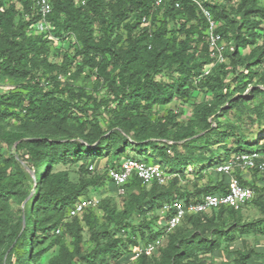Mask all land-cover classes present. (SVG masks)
<instances>
[{"label":"trees","instance_id":"16d2710c","mask_svg":"<svg viewBox=\"0 0 264 264\" xmlns=\"http://www.w3.org/2000/svg\"><path fill=\"white\" fill-rule=\"evenodd\" d=\"M155 1L86 0V4L81 6L75 0H52V12L49 17L52 30L48 33L49 36L46 33L28 36L25 39L26 45L17 43L11 33L0 40V73L15 83L21 82L11 91L0 93V121L11 118L25 123L27 127H47L51 121L68 124L77 120L73 111L82 113L86 111L88 103L94 104L91 97L83 91H76L68 85L62 86L55 80L49 82L50 78L41 82L42 79L38 74L39 66L34 61L35 56L47 53L51 48L56 54L63 56L70 52L74 53V57L82 56L81 65L83 66L91 65L97 56L99 61L94 64L95 74L103 79L108 95L118 106L119 111L116 115L120 111L127 112L118 117L112 132L103 131L97 122L92 124L90 131L80 133L78 136L46 134L33 137L23 132H0V145L4 146L8 153V157H2L1 162L16 165L15 176L7 174L6 167L0 170V264H34L39 257L54 248H58V254L50 264L85 262L88 264H117V258L120 256L119 248L126 250L127 242L136 246L135 242L117 238L105 246H98L94 255L82 254L79 251L81 239L79 231L71 230L69 232L74 237L72 251L64 244L62 236L54 234L43 249L33 253L32 248L43 242L47 238V232L52 231L54 227L46 225L45 212L48 209L56 211L61 216L66 209L70 210L73 207L88 187L98 182L106 183L113 192L118 190L106 178L105 170L117 166L126 158L159 164L163 169L168 166L170 170L166 173L181 178L188 175L190 166L203 165L212 168L218 182L214 183L211 190H202L192 196L187 194L185 200L179 198L183 203L189 204L198 202L204 195L226 193L228 178L217 174L215 168L232 155L251 151L264 153V141L257 146L249 147L244 136L235 133L238 127L222 122L218 116L214 120V128L207 124V118L214 112L212 107L202 110L203 131L200 133L190 131L184 138H181L186 140L184 146L148 141V137H142L145 128L134 129L135 123L131 121L132 112L138 111L141 102L147 105L167 103L175 88L179 90L182 86L191 84L194 78L201 74L202 67L212 62L204 41L206 22L195 5L189 0H178L180 8L175 9L168 0H164L159 7H155ZM202 1L217 23L216 32L221 34L227 43L234 46L233 52L225 53L226 62L214 66L211 70H214L215 74L208 77L210 81L208 80L207 85L215 90L217 99L221 98L225 102L227 95L223 90L228 89L230 84L237 91V95L227 102V110L222 111L221 114L233 110L241 117L254 115L260 121H264V84L261 86L264 78L260 76L257 83H251L252 78L258 75L257 68L264 64V34L261 32V25L264 24V7L258 5L259 2L264 3V0H227L238 2L232 14L215 0ZM20 7L29 16L24 26L29 27L30 30L33 29L38 16L26 0L18 4L0 0V28L8 31L14 27V18L17 14L15 10ZM129 13L134 15V20L126 23ZM143 18L148 19L149 27L141 29L138 37H133L134 29L140 25ZM171 21H175L176 31L183 34V41L178 42L179 47L174 51L171 50V47L175 45L174 39L166 37L174 30V28H169ZM120 26L125 29L131 43L130 48L125 52L118 51L114 47L120 39L118 33H115L116 40L112 41V43L115 42L113 45L109 44L105 38V35H112ZM243 29L244 32H242ZM95 30L101 32L97 39H93L92 36ZM102 39L103 42H101ZM258 41L261 42L260 45H257ZM199 42L206 61H196L190 64L186 51L189 50L191 44ZM248 45L253 46V51L250 56L242 58L239 49ZM174 62L177 64L176 70L180 74L179 77L171 85L157 82L153 77L154 74H159L164 69L169 70ZM240 63H246V73L237 71V65ZM137 65L139 68L135 70ZM108 67L112 68L111 72L106 71ZM115 70H118V73L112 76L111 73ZM81 72L79 67L76 75L80 76ZM249 102H254V104L245 108L244 103ZM226 140L231 141L230 146L225 144ZM131 142L135 146H132ZM215 144L219 145L212 150L210 145ZM130 146L137 155H125V151ZM203 147L206 148L207 154L196 155L195 150ZM147 148H152L153 155L157 157L156 161L151 160L150 162L145 157ZM167 148L172 151V156L167 155ZM178 148L184 149L185 152L181 153ZM2 151L0 147V153ZM111 152L113 159L110 164L104 168L103 172L96 171L95 161ZM129 152L131 151L128 150V154ZM123 154L125 156L120 158ZM20 161L34 168L35 191L27 209L21 207L29 195V190L24 188L26 178L19 166ZM69 162H81L80 173H85L88 179L82 177L83 179H80L78 184H74L69 181L66 171L52 173L53 166H63ZM91 165L94 167L93 171L88 170ZM252 176L255 178L256 172ZM239 179L243 184L250 185V182L243 176H239ZM159 187L161 186L155 183L148 187L144 186L136 179L124 186L122 193L128 194L129 199L120 215L134 214V219L138 220V227L126 223L119 229L121 233L124 235L126 232L133 233V235L138 233L141 238H144L149 225L152 226L147 215L155 211L157 216L160 213V216L165 217L161 212L162 207L172 201L175 192L170 189L160 191ZM252 187L255 195L263 194L264 200V184L261 180L255 178ZM9 201L18 206L19 213L15 220L10 219L14 213L9 212ZM261 204L259 206L263 207L264 202ZM87 210L82 214H86ZM242 211L243 209L221 208L211 213L186 215L182 222L186 221L195 229L201 230L193 234L184 231L170 234L169 245L159 260H147L142 256L135 264H194L190 258L199 252L213 253L220 250V240L224 238L226 241H232L234 231L241 236L250 234L264 236V219L244 225L235 223L239 220ZM223 215L233 220L231 227L221 223L220 227L212 226L209 233L203 231L202 226L205 223H211L213 218L222 219ZM85 221L91 235L98 237L99 234L96 231L98 223L95 215L87 213ZM107 221H113L112 215L107 218ZM235 224L236 227H234ZM260 224L261 227H259ZM155 236L152 235L151 239ZM256 247L253 252L248 253L234 250L237 256L235 264H246L247 261L253 259L262 263L264 244H257ZM15 253L16 258L13 263ZM128 254L127 251L126 255ZM228 255L230 254L226 253L225 258H228ZM124 260L128 258L121 259L120 262Z\"/></svg>","mask_w":264,"mask_h":264},{"label":"rangeland","instance_id":"374dc122","mask_svg":"<svg viewBox=\"0 0 264 264\" xmlns=\"http://www.w3.org/2000/svg\"><path fill=\"white\" fill-rule=\"evenodd\" d=\"M219 2L222 7L226 9V11L230 14L233 13L235 7L237 6V1H227V0H215ZM259 7H264L263 2H259ZM7 6V5H6ZM20 8L15 10L17 14H15L14 18V27L11 30L6 31L4 28H0V40L5 36L11 33L13 39H16L17 43H21L26 45V37L28 36H36V33L33 29L30 30L29 27L24 26L29 20V16L27 13ZM160 18V17H159ZM134 20V15L132 13L128 14L126 23H131ZM172 24L169 25L170 29H173V32L170 33L169 36L166 37L170 39H174L175 45L171 47V50L178 49V42L183 41V34L177 32V25L175 21H171ZM149 21L143 22L140 21V25L136 27L132 33L133 37H138L141 29L145 27H149ZM262 33L264 34V24L261 25ZM244 32V29L242 30ZM118 33L119 41L114 45L115 49L121 52L127 51L131 43L128 39V35L126 34L125 29L120 26L116 32H113L112 35H105V38L108 40V43L113 45L115 42V35ZM230 35H233L232 32H229ZM101 35L100 31H93L92 36L93 39H97V36ZM117 35V36H118ZM25 37V38H24ZM103 42V39L102 41ZM224 42L227 45L233 46L231 43H227L226 40ZM261 42L258 41L257 45H260ZM253 46L248 45L245 48L239 49V54L244 58L245 56H250L253 51ZM236 51V50H235ZM73 52L68 53L66 56L62 54H56L54 49L51 48L47 53L34 55L35 62L39 66L40 78L41 82L46 81L47 79H51L49 82L57 81L62 86L68 85L71 89L76 91H83L87 96L91 97L94 101V104H87L86 111L82 113H78L73 111V115L77 117L76 121L69 122L68 124L63 123L60 124L57 121H51L49 126L47 127H36L25 126V123L13 120L11 118H6L0 121V132H23L29 136H43L46 134L50 135H62V136H78L80 133H86L90 131L91 126L94 122H97L103 131L112 132L114 130L115 124L117 123L118 117L121 115L127 114L126 111L119 112L118 106L113 102V99L108 95V89L106 88V84L103 79L96 76L94 68V64L99 61V58L95 56L91 65L83 66L81 65L82 56L74 57ZM33 56V57H34ZM186 56L190 60V64L196 61H206V56L201 50V43H194L190 45L189 50L186 51ZM90 57V56H88ZM231 61V60H230ZM226 62V59L224 63ZM229 63V62H228ZM223 64V63H221ZM220 65L218 63L212 62L210 65H204L202 67L201 74L194 78L191 84L182 86L179 90L174 89L172 92V97L167 103H155L152 105H147V103L141 102V107L137 112H132L131 121L135 123L134 129L136 128H145V132L142 133V137H148V141H152L155 143L164 142L167 145L176 144L177 146H184L186 140H182L181 138L189 133L190 131L200 133L203 131L202 129V110L206 107H212L213 113L211 116L207 118V124H210L212 128L215 127L214 120H221L224 123H231L238 129L235 131L236 134H242L244 136L245 142L249 147L257 146L264 141V121H260L254 115H247L245 117H241L238 113L230 110L224 114H221L222 111L227 110L228 101L236 96V89L232 88L231 84L229 88H224V94L227 95L225 102L222 101L221 98L217 99L215 90L211 89L207 85L208 77L215 74L214 70H211L214 66ZM93 66V67H92ZM81 68L80 76L76 75L78 68ZM139 66L135 67V70L138 69ZM177 64L176 62L170 65V69H164L159 74H154V79L157 82L171 85L175 79L179 77V73L176 70ZM246 63H240L237 65L238 72L246 73ZM112 68L108 67L106 71L111 72ZM118 70H115L111 73V75H116ZM255 77L252 78L251 83H257L259 77L264 78V64L259 66L256 70ZM262 82H260L261 84ZM21 82H13L6 77H4L0 73V93L3 91H11L15 86H19ZM262 83L261 86H263ZM234 87V85H233ZM227 91H226V90ZM243 95V94H242ZM245 95V94H244ZM243 95V96H244ZM254 104V102L244 103L245 108H249ZM221 114V116H220ZM218 140V139H217ZM133 141V140H131ZM230 140H226L225 144L230 146ZM133 142H131L132 144ZM219 144L210 145L212 150L216 149ZM132 146H135L132 144ZM3 151L0 153V170L5 169L7 174H11V176H15L16 165L12 164H4L1 162V158L8 157V153L4 146H1ZM128 150L129 152L128 154ZM125 151V155H137L131 148ZM181 153H184V149L178 148ZM208 150V149H207ZM167 155L172 156L173 153L170 149H166ZM196 155L207 154L206 148H200L195 150ZM262 160L264 162V153L258 152ZM124 154L120 156V158L125 156ZM145 157L148 161L157 160V157L153 155L152 148H147ZM113 159L112 152L108 155H104L102 158L96 160V171L103 172L104 168L108 166ZM19 166L21 171L25 175L26 183H24V188L29 190V195L21 204L23 209H27L30 204V200L35 191V178H34V168L28 167L25 165L23 161L19 162ZM81 162H69L66 165H56L52 167V173L58 171H66L68 174V179L70 182L74 184H78L80 179H88L85 177V173H80ZM206 165V164H204ZM201 167H205L203 165L190 166L188 168V175L186 174L184 178L175 177L173 175L167 180V182L159 187L160 191L170 189L175 192L171 200H182L186 199V195L196 194L202 190L209 189L213 187L214 183L218 182L214 177L212 172V168L205 167L202 169ZM165 171H169L170 167L166 166ZM138 193V191H137ZM263 194H256L254 201L250 204H247L246 207L243 208V211L240 213L239 220L235 223L239 225H244L247 223H251L253 221L264 219V206L261 203L264 202ZM83 199H94L96 201V207L90 208L86 211L87 213H91L95 215L98 227L96 228L98 237H94L91 235L85 221V215L82 214L77 218H69L68 211L65 210L61 216L53 210L48 209L45 212V222L46 225H53L52 231L47 232V238L40 242L35 247L32 248V252L36 253L37 251L46 247L48 242L52 239L53 234L62 236L64 238V244L68 247L70 251L73 250V241L74 237L70 234L69 231H79L80 234V243H79V251L80 253H89L94 255L97 252V247H102L107 245V243H112L117 238H123L126 241L135 242L137 245L132 246L127 242V249L119 248V258H117V264H135L140 259V257L144 256L147 260H159L162 253L167 249L169 245V235L174 232H186V233H196L201 229H195L193 226L189 225L186 221L182 222L179 227L170 233H166L164 230V219L163 215L157 216L155 211H152L149 215H147L148 221L152 224L149 225V229L145 234L144 238H141L137 233L133 235V233L126 234L120 232V228L123 227L126 223L132 225L133 227H138V220L134 219L133 215L124 214L120 215L123 208L126 206V203L129 199L128 194L120 193L118 190L111 191L106 183L98 182L94 186L88 187L83 195H81ZM179 200V201H182ZM13 212V216H11V220H15L17 214L19 213L18 206L15 205L12 201H9V212ZM112 215L113 221L108 222L107 218ZM148 223V222H147ZM221 223L226 225L227 227H231L234 223L230 217L227 215H223V218H213L211 223H205L202 228L206 233L210 232L212 226L214 228L220 227ZM236 227V224L235 226ZM232 228V232L234 230ZM261 227V224L259 225ZM238 229V228H237ZM145 230V229H144ZM1 231V224H0ZM104 231V234L102 232ZM128 231V230H127ZM234 239L232 241H226L224 238L221 239L220 250L213 253H197L195 256L190 258V260L194 264H235L237 259L236 252L234 250L241 251L242 253L253 252L258 245L264 244V236L260 235H240L234 231ZM39 234V233H38ZM124 235V236H123ZM152 235H156L151 239ZM152 246L153 249L149 255L146 254V249L149 246ZM4 246V244H3ZM1 246V248H3ZM260 249V246H258ZM129 252L126 255V252ZM228 255V258H225V254ZM58 248H54L41 257L38 258L37 262L34 264H50V262L57 256ZM13 258H16V253ZM122 262L120 260L127 259ZM15 264V263H14ZM75 264H88V263H75ZM246 264H264V260L262 263L253 259L252 261H247Z\"/></svg>","mask_w":264,"mask_h":264},{"label":"built area","instance_id":"2783aa9c","mask_svg":"<svg viewBox=\"0 0 264 264\" xmlns=\"http://www.w3.org/2000/svg\"><path fill=\"white\" fill-rule=\"evenodd\" d=\"M9 3L18 4L22 0H6ZM31 4V9L38 16V20L33 25L36 34H47L52 30L49 17L52 12V0H26ZM108 1V0H106ZM164 0H156L154 5L159 7ZM175 9L180 8L178 0H168ZM195 5L200 15L206 22L204 41L206 43L209 58L212 62L221 64L225 61V53L233 52L234 46L227 45L221 34L217 33V23L212 18L211 13L204 7L202 0H189ZM81 6L86 4V0H75ZM143 22L147 19L143 18ZM211 62V63H212ZM93 171V165L88 167ZM217 174L225 175L228 178V188L224 194H208L201 197L198 202L185 204L179 200H172L163 205L161 212L165 215L164 230L166 233L172 232L177 228L186 215L206 214L213 211L224 209L239 210L251 203L255 196L252 187L255 178L260 179L264 184V162L261 155L256 151L239 153L232 155L227 161L219 164L215 168ZM256 172V177L252 176ZM106 178L114 184L120 193L124 191V186L133 179L138 180L144 186L157 184L163 186L170 178V174L159 164H152L134 158H126L118 163L117 166L105 170ZM243 176L250 185L243 184L239 179ZM96 207L94 199L80 198L75 202L68 212V217H78L85 210ZM168 214V216H166ZM153 247L150 245L146 249L149 255Z\"/></svg>","mask_w":264,"mask_h":264}]
</instances>
